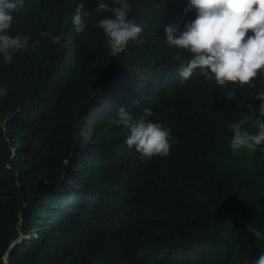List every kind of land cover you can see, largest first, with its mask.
<instances>
[{"label":"trees","instance_id":"16d2710c","mask_svg":"<svg viewBox=\"0 0 264 264\" xmlns=\"http://www.w3.org/2000/svg\"><path fill=\"white\" fill-rule=\"evenodd\" d=\"M158 1L129 0L143 31L118 56L97 27L111 15L95 11L97 0H36L29 16L14 14L10 33L40 43L0 59V264L20 232L29 237L9 264H251L264 252V151L234 153L228 128L256 118L251 94L264 79L221 87L196 75L157 97L171 78L157 68L178 59L160 28L187 21L181 0L174 10ZM78 7L90 11L82 32ZM156 97L169 155L107 159L127 135L109 123L118 109L138 116Z\"/></svg>","mask_w":264,"mask_h":264},{"label":"clouds","instance_id":"9594fccd","mask_svg":"<svg viewBox=\"0 0 264 264\" xmlns=\"http://www.w3.org/2000/svg\"><path fill=\"white\" fill-rule=\"evenodd\" d=\"M36 0H0V59L3 63L12 61L13 53L35 49L39 40L30 44L29 35L13 36L9 29L14 14L29 16L30 7ZM179 11L187 19L183 28L175 24L160 28V35L170 48L178 53L176 64L158 67L160 71L170 73L169 80H163L158 87L161 91L157 97H166L175 89L187 86L196 75L214 80L218 86L226 87L229 82L241 86L249 85L257 76L264 79V0H181ZM174 10L173 0H159L162 5ZM107 11L111 15L96 22L106 37V44L112 56L123 53L130 41H138L143 31L142 20L130 17L129 0H97L96 12ZM88 9L78 7L72 16L75 31L82 32L87 26ZM167 21L161 23L165 24ZM147 23V22H146ZM44 37H50L52 43H59L61 37L45 31ZM182 52L185 57L181 61ZM181 77V79L179 78ZM164 79V78H163ZM174 84V85H173ZM169 85L171 87H169ZM8 89L0 87V97L6 96ZM253 100L259 101L258 115L255 119L243 116L239 121L230 123V149L234 152L246 150L254 153L258 146L264 151V87L256 88L251 94ZM149 99L134 116L125 107H120L116 117L109 123L127 131V135L115 142L107 159H117L121 153L134 156L141 161L151 160L154 156L166 157L174 141L170 139L171 129L155 118V110L160 102ZM226 97L235 99L234 91H228ZM149 106V108H148ZM250 112H257L253 104L248 105ZM251 121L254 131L245 128ZM92 131H88L91 134ZM29 235L20 232L6 254L5 264H9L10 251L26 240ZM251 264H264V252L259 254Z\"/></svg>","mask_w":264,"mask_h":264}]
</instances>
